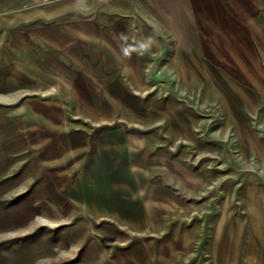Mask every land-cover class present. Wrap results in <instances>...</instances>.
Segmentation results:
<instances>
[{"label":"rangeland","instance_id":"obj_1","mask_svg":"<svg viewBox=\"0 0 264 264\" xmlns=\"http://www.w3.org/2000/svg\"><path fill=\"white\" fill-rule=\"evenodd\" d=\"M0 264H264V0H0Z\"/></svg>","mask_w":264,"mask_h":264},{"label":"clouds","instance_id":"obj_2","mask_svg":"<svg viewBox=\"0 0 264 264\" xmlns=\"http://www.w3.org/2000/svg\"><path fill=\"white\" fill-rule=\"evenodd\" d=\"M150 44H151V38H149V43L148 44L141 43L139 45V48L143 49V50H147L149 48ZM133 50H135V49H133ZM125 55H129V52L127 50H125Z\"/></svg>","mask_w":264,"mask_h":264}]
</instances>
